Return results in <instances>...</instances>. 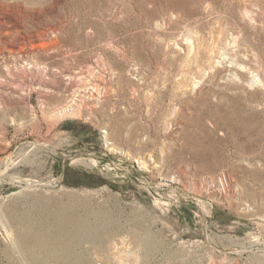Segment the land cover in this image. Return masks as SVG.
I'll return each instance as SVG.
<instances>
[{
	"label": "rangeland",
	"instance_id": "obj_1",
	"mask_svg": "<svg viewBox=\"0 0 264 264\" xmlns=\"http://www.w3.org/2000/svg\"><path fill=\"white\" fill-rule=\"evenodd\" d=\"M0 264H264V0H0Z\"/></svg>",
	"mask_w": 264,
	"mask_h": 264
},
{
	"label": "bare ground",
	"instance_id": "obj_2",
	"mask_svg": "<svg viewBox=\"0 0 264 264\" xmlns=\"http://www.w3.org/2000/svg\"><path fill=\"white\" fill-rule=\"evenodd\" d=\"M58 206V205H57ZM52 208V207H51ZM79 208V206H68V207H65V206H63V205H61L60 204V206H58V208L56 207V210H55V212H54V215H55V213L57 214V215H55V217L57 216L58 218H59V224H60V226H61V228L63 229V230H66V232L67 231H69L70 229V231H73L72 229H74V231H76V232H85V231H91V230H93L94 229V227H93V225L91 224V221L89 222V220H87L86 219V217L85 218H83V217H79V216H76V210ZM49 209V208H48ZM53 209H55L54 207H53ZM46 211H49V210H46ZM50 211H51V209H50ZM49 211V212H50ZM53 211V210H52ZM53 213V212H52ZM47 214H48V212H47ZM52 215H50V216H48V217H51ZM47 217V216H46ZM56 217V218H57ZM53 218V217H52ZM47 219H49V218H47ZM54 219V218H53ZM56 220V219H55ZM58 221V220H57ZM58 223V222H57ZM30 228H31V226H29ZM49 227V226H48ZM58 227V226H57ZM34 228H32V230H33ZM53 229V228H52ZM52 229H47V230H52ZM62 230V231H63ZM27 231H29V230H27ZM53 231V230H52ZM58 231V230H57ZM60 231V230H59ZM74 231L72 232V233H74ZM56 232V231H55ZM61 232V231H60ZM75 232V233H76ZM46 233V232H45ZM48 233V232H47ZM25 234H28V233H25ZM31 233L29 232V234H28V236L30 235ZM41 234V233H40ZM43 234V233H42ZM69 234H70V232H69ZM76 234H78V233H76ZM33 235V234H32ZM35 235H36V232H35ZM34 235V237H36ZM38 235V234H37ZM47 235V234H46ZM48 235H51V234H49L48 233ZM55 235V234H54ZM72 235V234H71ZM40 236V235H39ZM42 236V235H41ZM44 236V235H43ZM42 236V237H43ZM73 236L75 237V235L73 234ZM23 237V236H22ZM30 237V236H29ZM50 237V236H49ZM49 237L47 236V238H46V240H44V241H46L47 243H50V241L52 240V239H54V238H52L51 237V239H49ZM28 238V237H27ZM31 238V237H30ZM57 238V237H56ZM25 239V238H24ZM39 238H37V240H38ZM41 239V238H40ZM59 238H57V240H58ZM60 239H62L61 237H60ZM42 240V241H43ZM76 240V239H75ZM53 241V240H52ZM54 241H56V240H54ZM53 241V242H54ZM59 241H61V240H59ZM66 241V240H65ZM52 242V243H53ZM63 242V241H62ZM47 243H45V245H47V246H45V247H49L48 246V244ZM56 243V242H55ZM58 243V242H57ZM60 243V242H59ZM54 244V243H53ZM53 244H51V245H53ZM64 244V243H63ZM50 245V246H51ZM59 245V244H58ZM62 245V244H61ZM52 247V246H51ZM63 247V246H62ZM56 248V247H55ZM59 249V248H58ZM65 249V248H64ZM48 250V249H47ZM50 250V249H49ZM65 251V250H64ZM63 251V252H64ZM54 252V251H53ZM57 253V252H56ZM55 257V256H54ZM53 257V258H54Z\"/></svg>",
	"mask_w": 264,
	"mask_h": 264
}]
</instances>
